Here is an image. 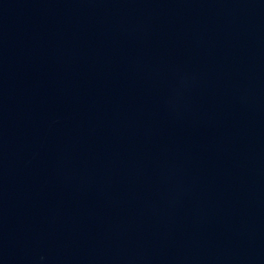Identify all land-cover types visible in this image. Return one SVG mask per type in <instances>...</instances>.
Returning <instances> with one entry per match:
<instances>
[{"label":"water","instance_id":"1","mask_svg":"<svg viewBox=\"0 0 264 264\" xmlns=\"http://www.w3.org/2000/svg\"><path fill=\"white\" fill-rule=\"evenodd\" d=\"M0 264H264V0H0Z\"/></svg>","mask_w":264,"mask_h":264}]
</instances>
